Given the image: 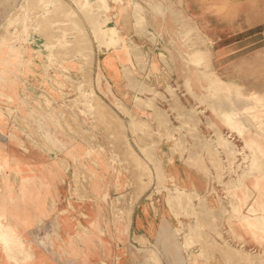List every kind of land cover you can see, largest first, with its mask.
I'll return each instance as SVG.
<instances>
[{
  "label": "rangeland",
  "instance_id": "obj_1",
  "mask_svg": "<svg viewBox=\"0 0 264 264\" xmlns=\"http://www.w3.org/2000/svg\"><path fill=\"white\" fill-rule=\"evenodd\" d=\"M183 1L184 8L179 0H165L164 3L154 0H132L131 3L130 0H79L78 3L76 0H0V90L3 85L8 87L11 84L13 76H21L20 79L33 76L32 69L36 67L42 74L35 97L28 99L29 103L24 105L25 109L19 115L11 103L12 99L4 97L6 104L0 105V120L7 121L9 125L15 122L19 127L8 135L10 141L19 142L10 146L12 152L33 154L34 157L40 154L44 159H65L63 168L67 172L60 184L62 193L59 201V209H63L56 212V220L60 221L63 210L77 218L72 202H94L87 194L88 185L94 181L93 171L98 168L96 157L91 158L93 154L113 159V168L121 175L123 186L118 190L114 185L110 186L104 208L99 210L101 223L107 227L103 235L107 241L103 245V254L99 249L97 254L106 260L110 247L114 254L111 261L100 258L97 264H131L132 260H135L133 264H224L218 250L225 246L249 253L253 257L250 264H264V230L259 231L257 241L245 235L240 224L244 215L260 217L264 212L263 178L257 177V164L264 165V155L259 146L261 142L264 148V139L257 136L254 128L261 125L256 115L264 113V0ZM134 2L136 8L131 7ZM129 9L134 24L137 22V33L146 32L148 10L153 12L154 19L160 16L163 21L160 25L163 51L159 57L169 63V68L165 65L170 81L163 89L151 92L155 99H134L137 107L153 111V105L159 108L154 120L157 116L163 122L156 121V130L149 123L148 115L130 112L115 99L104 98L97 76L99 55L109 49L115 52L128 50L125 46L132 39L123 38L114 25L107 23L114 20L116 24L120 20V10L126 14ZM139 11L146 13L145 28ZM149 20L150 24L156 25L150 16ZM225 42L232 43V53L224 57L223 52L216 60L214 50L223 48ZM136 43H131V52L146 63L148 42L147 45ZM33 61L38 65L35 68ZM236 88L237 93H234ZM105 110L107 113L103 112ZM25 112H29L27 118L31 121L22 116ZM226 117H230L229 121ZM261 121L264 124V120ZM236 123L247 127V132L259 141L256 140L255 144L248 139L246 141ZM48 125L55 128L53 132L57 140L63 142L71 138L83 147V159L79 154L67 159L64 156L66 151L57 152L53 146L42 144L48 140L43 134ZM18 138L25 144H21ZM161 138L165 143L162 146L164 150L202 176L205 183L202 195L181 191L166 182L159 158L161 146L156 145ZM39 139L41 144L36 145ZM146 139L148 144L144 142ZM227 143L233 146L232 154L226 152ZM126 147L130 155L125 152ZM108 165L106 162L102 165L105 169L99 170L102 190L115 175L111 169H106ZM54 167L61 169L58 164ZM161 173L162 186L159 182ZM241 177L246 178L244 183ZM244 187L250 200H244L245 206L241 210L235 190L243 192ZM119 196L121 198L118 199ZM116 198L118 202L112 206L117 216L112 220L111 200ZM139 198H148V202H165L175 218V221L166 218L160 223L155 240H149L148 248L128 232L130 209ZM178 203L179 214L176 216L172 206ZM82 213L77 212L76 215ZM1 220L2 217L0 251L6 257L9 253V258H15L16 263L26 264L31 256L30 246L19 239L7 240L13 231ZM59 229L52 228L53 235L47 237L51 242L47 240V243L61 252L65 238H72L73 234L61 237ZM74 235L77 234L74 232ZM170 237L173 240L162 243V238ZM84 241H81V254L78 253L80 260L83 264H93L97 254ZM77 242L76 238L71 244L74 250ZM178 249L184 251L179 252ZM19 252H24L21 260L16 258ZM149 256L154 257L151 259ZM126 258L131 261L125 263ZM154 258L159 261L155 263Z\"/></svg>",
  "mask_w": 264,
  "mask_h": 264
},
{
  "label": "crops",
  "instance_id": "obj_2",
  "mask_svg": "<svg viewBox=\"0 0 264 264\" xmlns=\"http://www.w3.org/2000/svg\"><path fill=\"white\" fill-rule=\"evenodd\" d=\"M154 1L164 3L165 0ZM176 1L177 0H175V2ZM131 2L132 0H130V3ZM179 2H181V6L183 4L185 5V1L179 0ZM134 4L135 2L131 7L136 8ZM174 8H176V6ZM124 10H120V20H118L116 24L113 20L108 22L107 25H114L120 36L123 38L128 37L129 39H132V41H127L125 46L128 48L127 51L123 50L115 52L114 50L109 49L106 53L99 55L100 57H98L96 66L99 84L105 95L104 98L115 99L130 112L148 115L149 123H151L152 128L156 130L157 123L154 120V117L155 114L158 113L159 108L153 105L155 110L153 111L152 109L145 107H137L134 99L137 100L138 97H148L149 101L150 99H155L151 92L154 89H163L170 81V74L166 71L167 65L169 68V63L159 57V54L163 51V48H161L163 44V30L161 27L163 21L160 16H157L158 18L156 17V19H154L153 12L148 10V27L145 28L146 13L139 11L141 13L140 18H142V24H144V28L148 33L146 34L145 31L137 33V22L134 24L131 10L129 9L126 14H123ZM149 16L153 24L155 20L156 25L150 24ZM213 31L214 33L216 32V27H214ZM132 42L146 43V45L148 42V58L146 59V63L131 52L130 46ZM215 44L214 41L213 45ZM99 49H103V47H100ZM214 51L216 60L221 58L220 55H222L223 52V56L226 57L228 54L232 53V43L230 42L227 44L225 42L223 48H216ZM32 64V66H34L33 68L37 65L34 61ZM39 65H41V63ZM32 71L34 73L33 76L27 75L25 79H20L21 76L16 75L13 76V80H11V84L8 87L3 85L2 90H0V95H2V97L0 96V105L6 104V99L3 96H7L12 99L13 102L10 101L13 103L17 115L20 114V111L25 109L23 107L29 103L28 99L33 98L36 95V87L39 85L37 82L40 81L42 75L41 69H37V67L32 69ZM141 91L143 92L141 93ZM156 103L159 104L157 101ZM0 108L2 107L0 106ZM28 114L29 112H25L24 115H21L28 119V121H31V118H27L30 116ZM18 128L19 127L16 126L15 122L13 125H9L7 121L0 120V217H2V224L10 227L13 231L12 234L8 235L7 240L19 239L22 240L25 245L30 246L31 256L26 264H83L78 254H81L80 248L82 247V239L86 240L84 242L87 243L93 253L97 254V249H99L100 253L103 254V245L105 244V241H107L103 238V235L107 227L101 223L102 218L100 217L99 210H103L104 202L109 197L108 188L110 186L113 187L114 185L116 190H118L123 186L120 180L121 175L116 173V170L113 168L115 163L114 160L105 159L103 154H93L91 156L92 159L96 157L95 160L98 163V168L93 171L94 181L91 182L87 188V194L92 197L94 202H91L90 204L85 203L82 200L80 202H72L76 209L75 217L77 218L71 217L69 212L66 213V211L63 210L61 212L62 218L59 221L58 219L56 220L55 216L58 210L63 209H59V201L62 193V187L60 184L67 172V170L63 168L66 165L65 159H63L64 161L57 157L54 159L51 157L44 159V156L40 154H36V157H34L33 154L12 152L10 146H16L19 142L15 143L10 141L8 135L10 131ZM45 130L43 129V134L48 140L42 144L53 146L57 152H61L62 150L66 151L64 156L67 159L73 158L76 154H79L80 159H83L85 149L75 142L74 139L69 138L63 142L57 140L53 132L55 128L51 125L46 126ZM15 138H17V134ZM18 140L21 141V144H25L21 138H18ZM162 140L163 139L161 138L156 145L161 146L159 158L166 177V182L170 183V187H176L181 191L187 193L194 192L198 195H202L205 190V183L202 180V176L185 162V164H183L178 159H174V156L162 147L163 144H165ZM144 142L148 144V139ZM35 144L40 145V139ZM106 162L109 164L106 169H111L115 175L112 181L107 182L105 184L106 187L102 190V174L99 170L105 169L102 165ZM53 164L54 166H56V164L61 165V169L56 170ZM121 170L124 169L121 168ZM116 181H118V183H116ZM159 182L160 186L164 183L162 173ZM162 188H164V185ZM91 190L95 192H92ZM177 196V198H179L178 194ZM119 198H121V196H119L118 199ZM118 199L111 200L112 220L117 216L112 205L113 203L118 202ZM180 199L184 201L183 197ZM179 203L177 206L171 205L172 212L177 216L179 214V209H177L180 205ZM94 204L95 207H93ZM77 212L84 213L77 216ZM120 213L121 212H119V214ZM126 213L129 214V210H127ZM166 218L171 222L173 220L175 221L174 216L165 202H148V198H139L130 209L128 232H131L132 237H135L134 239L137 242L140 239H143L146 242L144 247L148 248L149 240L154 242L158 227L163 220L166 221ZM53 227L60 228L58 233L61 237H64L67 234H73L71 236L72 238H65L64 250H61V252H59L54 245L51 247L47 243V240L51 242L47 237L53 235ZM74 232L77 235H74ZM11 235L14 236V238H11ZM139 235L145 236L148 241L145 237ZM15 236L19 238H16ZM76 238L79 242H77V249L74 250L72 248V243L75 242ZM172 238L173 237L166 239L162 238V243L165 241L169 242L173 240ZM162 248H164L163 245ZM178 251L183 252L184 250L178 249ZM16 253H14V255H16ZM23 254L24 252H19L16 258L21 260ZM113 254L114 253H112L110 247L108 258L105 260L100 254H97L96 258L92 260L93 264H97L100 258L106 262L111 261ZM15 260V258H9V253L8 257H6V255L0 251V264H18ZM129 260L130 258H126L127 262L125 261V263L131 261ZM134 262L135 260H132L131 264ZM121 263L122 262L118 264Z\"/></svg>",
  "mask_w": 264,
  "mask_h": 264
},
{
  "label": "bare ground",
  "instance_id": "obj_3",
  "mask_svg": "<svg viewBox=\"0 0 264 264\" xmlns=\"http://www.w3.org/2000/svg\"><path fill=\"white\" fill-rule=\"evenodd\" d=\"M77 1V3H78V1L79 0H76ZM99 1V0H98ZM81 4V3H80ZM79 4V5H80ZM84 4V3H83ZM27 6V5H26ZM83 6V5H82ZM82 6H81V8H82ZM78 7V6H77ZM36 8V7H35ZM83 8H85V6L83 7ZM102 9H103V7H102ZM34 10V9H33ZM85 14V13H84ZM101 14V13H100ZM96 24V23H95ZM40 28V27H39ZM48 28V27H47ZM78 28V27H77ZM93 28V27H92ZM97 28V27H96ZM79 30V29H78ZM93 30H95V27H94V29ZM113 31H115V30H113ZM95 32H97V29L95 30ZM99 33V32H98ZM102 34V33H101ZM100 34V35H101ZM83 35V34H82ZM99 35V34H98ZM82 38H83V36H82ZM187 54V56H190V54L189 53H186ZM234 93H237V88H236V90L234 91ZM1 97H2V95H0ZM3 97H5V96H3ZM96 100V99H95ZM98 101V100H97ZM94 102V101H93ZM139 102V101H138ZM100 103V102H99ZM98 103V104H99ZM96 105V104H95ZM103 106V105H102ZM95 107V106H94ZM100 107V106H99ZM237 107V106H236ZM93 109H95V108H93ZM102 109H104V108H102ZM97 110H99V109H97ZM101 110V109H100ZM96 112V111H95ZM103 112H106L107 113V111L105 110V111H103ZM102 112V113H103ZM125 112H127V111H125ZM101 113V112H100ZM98 114V113H97ZM104 114V113H103ZM68 115V114H67ZM70 115V114H69ZM99 115V114H98ZM108 115V114H107ZM107 115L106 116H104L105 118L107 117ZM126 115H127V113H126ZM128 115H130L129 113H128ZM101 116V115H100ZM130 116H132V114L130 115ZM73 117V116H72ZM103 117V116H102ZM101 117V118H102ZM97 118V117H96ZM115 118V117H114ZM159 118V119H158ZM253 118V117H252ZM98 119V118H97ZM113 119V118H112ZM226 119L229 121V119H230V117H226ZM99 120V119H98ZM97 120V121H98ZM109 120H111V119H109ZM109 120H108V122H109ZM139 120H140V118H139ZM139 120H136V121H139ZM247 120V119H246ZM256 120L257 121H259L258 123L259 124H261V125H256L254 128H255V130H256V133L258 134L257 136L260 138V139H264V124H262L263 123V121H261V120H264V113H258L257 115H256ZM102 121V120H101ZM103 121H104V119H103ZM105 121H106V119H105ZM133 121L135 122V119H133ZM140 121H142V120H140ZM140 121H139V123H140ZM156 121L157 122H163V119L162 118H160V117H157L156 116ZM242 121H244V120H242ZM248 121V120H247ZM255 121V120H254ZM100 122V121H99ZM107 122V123H108ZM111 122V121H110ZM115 122V121H114ZM144 122V121H143ZM98 123V122H97ZM102 123V122H101ZM104 123V122H103ZM112 123V122H111ZM244 123V122H243ZM104 125V124H103ZM113 125V124H112ZM246 125V124H245ZM248 125V124H247ZM249 126V125H248ZM262 127V128H261ZM97 128V127H96ZM236 128L241 132V135L246 139V141H247V139H248V141H251L252 143H254L255 144V141L256 140H258L259 141V139H255V138H253V136H251L248 132H247V130H246V128L247 127H245L244 125H242V126H240L239 124H237L236 123ZM113 129V128H112ZM111 129V130H112ZM248 129V128H247ZM117 130H119V129H117ZM121 130V129H120ZM145 130V129H144ZM190 130H193V129H190ZM71 131L72 132H74L72 129H71ZM134 130H132V132H133ZM138 131V130H137ZM136 131V132H137ZM118 132V131H117ZM116 132V133H117ZM121 132V131H120ZM119 132V133H120ZM135 132V131H134ZM141 132V131H140ZM145 132H147L146 130H145ZM152 134H154L153 132H152V130L150 131ZM149 132V133H150ZM115 133V134H116ZM218 133V132H217ZM151 134V135H152ZM191 134V133H190ZM134 135H135V133H134ZM141 135V134H140ZM150 135V136H151ZM123 136V135H122ZM137 136V135H136ZM135 136V137H136ZM153 136H155V134L153 135ZM138 137H139V135H138ZM156 137V136H155ZM224 139V138H223ZM138 140V139H137ZM141 141V140H140ZM138 142H139V140H138ZM223 143V142H222ZM247 143V142H246ZM144 145V144H143ZM126 146V145H125ZM259 146H260V151L262 152V155H264V148H262V144H261V142L259 143ZM125 149V148H124ZM128 149H130L129 147H128ZM203 149V148H202ZM211 149V148H210ZM226 152L228 151V153H231L232 154V152L234 151V149H233V146H232V144H229V143H227V145H226ZM132 151V150H131ZM125 152H127V147H126V149H125ZM124 152V153H125ZM130 152V151H129ZM128 153V152H127ZM211 153V152H210ZM129 155H130V153H128ZM145 154H147V153H145ZM214 155V154H213ZM133 156V155H132ZM136 156V155H135ZM129 157V156H128ZM137 157V156H136ZM136 157H135V159H136ZM149 157V156H148ZM232 157V156H231ZM193 159V158H192ZM195 159V158H194ZM193 159V160H194ZM197 159V158H196ZM131 160V159H130ZM134 160V159H133ZM191 160V159H190ZM199 160H200V158H199ZM195 161V160H194ZM201 162V161H200ZM133 163V162H132ZM258 163V162H257ZM134 165V164H133ZM135 165L136 166H138L136 163H135ZM252 166H254L253 164H251ZM258 166V176L257 177H259V178H263L262 179V183L264 184V165H261L260 163H258L257 164ZM141 166V165H140ZM190 166V165H189ZM194 167H195V165H193ZM218 167V166H217ZM245 173H247V172H245ZM252 174V173H251ZM248 177H249V175H247ZM251 176V175H250ZM247 177V178H248ZM243 180V183H244V181L246 180V178L245 177H241ZM159 180V179H158ZM239 181V180H238ZM240 184V183H239ZM238 185V184H237ZM243 185V184H242ZM240 186H241V184H240ZM239 186V187H240ZM238 187V188H239ZM244 189H245V187H244ZM243 190V189H242ZM250 192V191H249ZM248 194V192H247V190L245 189V190H243V192L241 191V190H238V189H236L235 190V195H236V197H237V201H238V206H240V208H241V210H242V208H244V206H245V203H244V200H246V199H248V201L250 200L249 198V195H247ZM233 198V197H232ZM185 202V201H184ZM233 205V204H232ZM234 212H236V211H234ZM174 213V212H173ZM248 214V213H247ZM177 216V215H176ZM262 220V221H261ZM241 227H242V232L245 234V235H250L254 240H257L258 241V239L260 238V233H259V231L260 230H264V227L263 228H261L262 226H264V212H262V214L260 215V217L259 216H257V215H251V214H248V215H244V217L242 218V221H241ZM57 225V224H56ZM261 226V227H260ZM191 240V239H190ZM188 241V240H187ZM139 242H140V244H143V245H146V242L142 239V240H139ZM138 242V243H139ZM194 243V242H193ZM212 243V242H211ZM10 244V243H9ZM202 244V243H201ZM215 244V243H214ZM226 244V243H225ZM5 245V244H4ZM219 247V246H218ZM226 247V246H225ZM220 247L219 248V250H218V253L220 254V256H221V258H222V260L224 261V264H250L251 262H252V260H253V257L249 254V253H246V252H242L241 250H235V249H229L228 247ZM230 247V246H229ZM216 253V252H215ZM263 253V252H262ZM262 255V254H261ZM151 256V255H150ZM149 256V257H150ZM219 256V255H218ZM154 257V256H153ZM152 257V258H153ZM151 258V257H150ZM151 258V259H152ZM156 258V257H155ZM154 258V261L156 260ZM220 258V259H221ZM149 260V261H153V260ZM158 260V259H157ZM159 261V260H158ZM158 261H155V263H157ZM159 264H160V262H158Z\"/></svg>",
  "mask_w": 264,
  "mask_h": 264
}]
</instances>
